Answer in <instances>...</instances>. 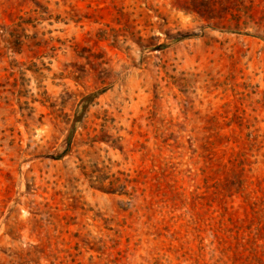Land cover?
I'll list each match as a JSON object with an SVG mask.
<instances>
[{
    "label": "rangeland",
    "instance_id": "374dc122",
    "mask_svg": "<svg viewBox=\"0 0 264 264\" xmlns=\"http://www.w3.org/2000/svg\"><path fill=\"white\" fill-rule=\"evenodd\" d=\"M0 264H264V0H0Z\"/></svg>",
    "mask_w": 264,
    "mask_h": 264
}]
</instances>
